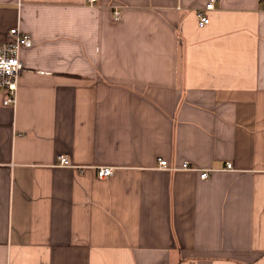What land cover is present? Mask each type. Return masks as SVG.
Returning a JSON list of instances; mask_svg holds the SVG:
<instances>
[{
  "label": "crops",
  "instance_id": "1",
  "mask_svg": "<svg viewBox=\"0 0 264 264\" xmlns=\"http://www.w3.org/2000/svg\"><path fill=\"white\" fill-rule=\"evenodd\" d=\"M207 2L0 0V264H264V0Z\"/></svg>",
  "mask_w": 264,
  "mask_h": 264
},
{
  "label": "built area",
  "instance_id": "2",
  "mask_svg": "<svg viewBox=\"0 0 264 264\" xmlns=\"http://www.w3.org/2000/svg\"><path fill=\"white\" fill-rule=\"evenodd\" d=\"M89 5H93L97 0H85ZM215 0H208L204 9H199L196 13L199 26H204L209 23V18L206 15V11H210L214 7ZM264 6V4H263ZM114 19H119V11H114ZM12 39L0 45V91L5 93L4 105H14L16 101L17 85L19 77L23 70L22 63L20 61V51L22 48H29L32 45L29 34L20 31L17 28H13L9 31ZM67 157L60 156L58 158V164L61 166H69ZM160 165H166V161H160ZM231 164L227 163V170H231ZM183 169H191V167L184 163ZM113 168L100 167L97 169V177L103 179L111 176ZM208 173L205 171L200 176L206 178Z\"/></svg>",
  "mask_w": 264,
  "mask_h": 264
}]
</instances>
